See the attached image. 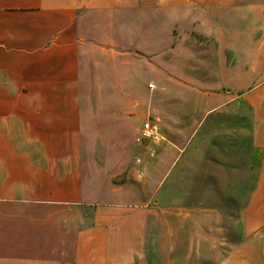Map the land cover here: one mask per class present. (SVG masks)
I'll list each match as a JSON object with an SVG mask.
<instances>
[{
	"label": "crops",
	"instance_id": "obj_1",
	"mask_svg": "<svg viewBox=\"0 0 264 264\" xmlns=\"http://www.w3.org/2000/svg\"><path fill=\"white\" fill-rule=\"evenodd\" d=\"M120 44L153 61L144 107L114 99V123L147 119L165 140L138 131L133 160L105 174L85 146L83 65ZM117 65L119 95L132 72ZM215 187L239 206L210 264H264V0H0V264H179L145 257L149 229L171 250L200 215L179 204Z\"/></svg>",
	"mask_w": 264,
	"mask_h": 264
},
{
	"label": "rangeland",
	"instance_id": "obj_2",
	"mask_svg": "<svg viewBox=\"0 0 264 264\" xmlns=\"http://www.w3.org/2000/svg\"><path fill=\"white\" fill-rule=\"evenodd\" d=\"M111 45L112 43L110 41L105 42L103 50H111ZM189 45H191V43ZM136 46L141 47L138 42ZM119 47L121 55L118 59L111 58L107 55L108 53L102 55L99 52V56L105 57L86 58V65H83V67H85L83 82L87 90H83L84 94L82 98L88 99L87 109L95 113V115L90 116L88 120V138H86L85 146L90 153L91 159L105 164V174L118 173L119 171L117 170L120 165L127 164L129 161L133 160L130 152L134 147H138L135 143V138L140 126L147 120L136 118L134 123L135 128L131 122L127 121L123 125V130L120 127L118 128L114 123L112 114L114 99H118L121 102H128V100L135 101L137 112L144 107L145 83L148 84L149 81V69L146 62L149 64L153 61L145 57L146 52L143 49L132 51L134 57L127 58L123 56L127 55V49L124 44H120ZM113 64L114 66L119 64L116 68L119 67L121 71L120 81L123 79L122 70L127 72V68H130L132 72V74L128 76L129 78L127 81L129 90H121L119 95L113 92L112 89L114 78L112 75ZM123 178L120 180H123ZM120 180L117 181L119 182ZM193 189L191 181H179V193L191 194ZM203 189L205 190V188ZM214 190L213 196L217 199L215 201L179 204L183 207L182 212L184 215L187 212H189L188 214L190 215V211H192L193 208L200 210V215L195 222L191 223V220L179 222V236L177 238L174 235L175 230L173 229V235L169 236L167 239L171 241L172 249L165 251L164 254L163 252L161 254L158 249L160 246L159 234L154 232L150 234L152 230L158 232L157 227L153 225L146 236V244L144 243L140 250L144 253L145 257L153 261H159L163 258H169L171 260L177 258L179 264H210L213 260L217 261V253L214 254L209 248L214 243L224 242L222 235L224 227L223 212L225 207L226 209L231 208V210L234 211L235 207L239 205L236 204L235 206V204L219 201L223 199L224 196H227V194L232 193L231 188L215 187ZM194 210L197 211L196 209ZM231 210L228 209L230 212ZM208 212H219V219H217V216L213 213L208 215ZM232 229L233 231L235 229L234 222H232ZM177 239H179V245H174ZM163 241L162 239V242Z\"/></svg>",
	"mask_w": 264,
	"mask_h": 264
},
{
	"label": "built area",
	"instance_id": "obj_3",
	"mask_svg": "<svg viewBox=\"0 0 264 264\" xmlns=\"http://www.w3.org/2000/svg\"><path fill=\"white\" fill-rule=\"evenodd\" d=\"M149 89H153L152 85L148 86ZM165 139L161 133L159 126L150 120H146L142 123L139 130L138 136L136 138V143L156 145L163 142Z\"/></svg>",
	"mask_w": 264,
	"mask_h": 264
}]
</instances>
